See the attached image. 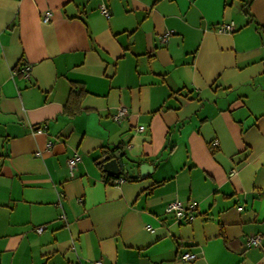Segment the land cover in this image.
I'll return each instance as SVG.
<instances>
[{
    "label": "crops",
    "instance_id": "obj_1",
    "mask_svg": "<svg viewBox=\"0 0 264 264\" xmlns=\"http://www.w3.org/2000/svg\"><path fill=\"white\" fill-rule=\"evenodd\" d=\"M94 259L264 264V0H0V264Z\"/></svg>",
    "mask_w": 264,
    "mask_h": 264
},
{
    "label": "built area",
    "instance_id": "obj_2",
    "mask_svg": "<svg viewBox=\"0 0 264 264\" xmlns=\"http://www.w3.org/2000/svg\"><path fill=\"white\" fill-rule=\"evenodd\" d=\"M100 11L105 15L108 16L109 15V11L105 6H100ZM49 18V12H46L43 15V20L46 21ZM217 30L220 32H231L234 30V25H233V21H229V22H223L221 24L218 25ZM171 31H166L164 34L159 36L160 41L163 43L167 40L168 36L170 35ZM28 69L29 67L26 66L24 68V71L26 73H28ZM126 113V108L123 106H120L118 108V111L114 114V118L116 120H120V118L122 117V115H124ZM139 129H143V126H139ZM78 155L75 154L74 156L70 157L67 161L69 167H73L76 160L78 159ZM127 179L126 175H120L118 176L114 182L115 183H121L123 181H125ZM195 205L193 203H188V204H184L181 200L179 199H173L171 201H169L166 205H165V212L166 213H171L176 219L178 220H190L192 218V211L194 210ZM63 216V215H62ZM44 228V225H39L36 227V231L40 232L42 229ZM146 228L148 230H151L152 227L150 224L146 225ZM259 235H253L250 236L248 238V243L250 245H257L259 242ZM195 257V253L191 252V251H184L181 253L180 258L183 260H191ZM93 262L95 264H102L100 259H94Z\"/></svg>",
    "mask_w": 264,
    "mask_h": 264
},
{
    "label": "water",
    "instance_id": "obj_3",
    "mask_svg": "<svg viewBox=\"0 0 264 264\" xmlns=\"http://www.w3.org/2000/svg\"><path fill=\"white\" fill-rule=\"evenodd\" d=\"M123 152L121 150H115L110 153H105L102 156L103 169L110 175L116 177L126 172L130 178H136L138 175L144 176L148 171L152 169V165L147 162H141L138 165L132 166L129 163H124L122 160Z\"/></svg>",
    "mask_w": 264,
    "mask_h": 264
},
{
    "label": "trees",
    "instance_id": "obj_4",
    "mask_svg": "<svg viewBox=\"0 0 264 264\" xmlns=\"http://www.w3.org/2000/svg\"><path fill=\"white\" fill-rule=\"evenodd\" d=\"M250 0H246V4L249 3ZM244 12L247 13V11L244 8ZM83 94V90L81 88H76V87H72L70 90V95H69V99L66 103V108L69 109L70 114H73L75 112H77L79 110V107L77 105V102H79V100L81 99ZM76 102V105L74 104ZM127 178H130L128 175H126ZM109 178V180L111 182H114V180L117 178L116 176H112V177H106Z\"/></svg>",
    "mask_w": 264,
    "mask_h": 264
}]
</instances>
